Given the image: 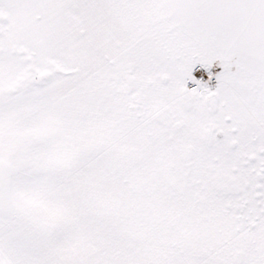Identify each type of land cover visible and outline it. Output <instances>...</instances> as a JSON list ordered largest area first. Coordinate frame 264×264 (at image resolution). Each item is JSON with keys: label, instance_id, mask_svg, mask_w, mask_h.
<instances>
[{"label": "snow or ice", "instance_id": "6c2138e0", "mask_svg": "<svg viewBox=\"0 0 264 264\" xmlns=\"http://www.w3.org/2000/svg\"><path fill=\"white\" fill-rule=\"evenodd\" d=\"M0 264H264V0H0Z\"/></svg>", "mask_w": 264, "mask_h": 264}, {"label": "rangeland", "instance_id": "374dc122", "mask_svg": "<svg viewBox=\"0 0 264 264\" xmlns=\"http://www.w3.org/2000/svg\"><path fill=\"white\" fill-rule=\"evenodd\" d=\"M215 71L218 72L219 69H216ZM201 73H202V70H197V71L194 73V75L196 76L197 79H201V78H202ZM203 81H204L205 83H207V82L205 81L204 78H203ZM188 86H189V88L194 87V85H192L191 83H189ZM210 87H213V86H210ZM213 88H214V87H213Z\"/></svg>", "mask_w": 264, "mask_h": 264}, {"label": "built area", "instance_id": "2783aa9c", "mask_svg": "<svg viewBox=\"0 0 264 264\" xmlns=\"http://www.w3.org/2000/svg\"><path fill=\"white\" fill-rule=\"evenodd\" d=\"M204 79H205V81L207 82V83H209L208 82V80H207V77H206V75L203 77ZM215 83H216V81H215V79H213L211 82H210V85L209 86H215Z\"/></svg>", "mask_w": 264, "mask_h": 264}]
</instances>
